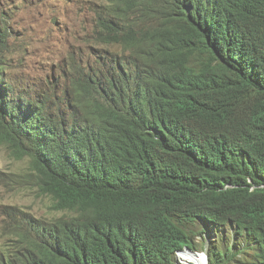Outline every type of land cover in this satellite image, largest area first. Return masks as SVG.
<instances>
[{"label":"trees","instance_id":"16d2710c","mask_svg":"<svg viewBox=\"0 0 264 264\" xmlns=\"http://www.w3.org/2000/svg\"><path fill=\"white\" fill-rule=\"evenodd\" d=\"M103 1L91 32L94 60L85 66L72 60L53 95L34 98L11 84L7 35L0 31V146L29 160L24 178L63 214L43 219L6 207L0 264H177L175 250L199 221L227 225L248 245L235 251L222 239L208 249L210 264H226L255 243L253 264H264V128L260 140H238L245 159L225 173L157 150L137 132L140 118L159 115L175 96L198 100L210 88L221 102L214 120L228 111L264 119L263 35L257 43L249 24L258 45L254 79L222 63L215 80L195 82L190 61L223 50L221 13L197 10L199 0ZM127 212L141 232L125 241L100 233Z\"/></svg>","mask_w":264,"mask_h":264},{"label":"clouds","instance_id":"9594fccd","mask_svg":"<svg viewBox=\"0 0 264 264\" xmlns=\"http://www.w3.org/2000/svg\"><path fill=\"white\" fill-rule=\"evenodd\" d=\"M105 4L106 2L102 7ZM193 7L200 11L208 10L222 14L224 47L219 57L214 53H208L203 56L197 55L190 61V67L193 70L192 80L197 82L205 77L215 80L219 73L218 68L222 63L230 66L244 77L254 79L259 75V67L253 49H258L257 43L260 34L264 37V0H199L193 4ZM249 24L255 26L257 43L253 44L250 41ZM76 60L82 66L91 61L89 56ZM238 60H242L244 63H239ZM134 83L138 84V82ZM166 83L170 90L175 89L177 85L175 81H166ZM142 85L145 83L142 82ZM216 91V88L207 89L202 99L198 100L189 96L185 98L175 96L173 103L164 107L159 115L139 119L137 123L139 136L157 150L164 147L169 150V154L178 151L187 160L202 161L213 167L219 166L224 173L227 169L239 165L245 159V147L238 140L242 138L249 141L260 140L258 135L263 132L264 119L256 117L257 121L255 122L254 117H246L242 114L232 115V112L228 111L222 113L218 120H214L215 111L221 104L215 95ZM28 94H32L34 98L38 97L33 93ZM58 94L61 95V92ZM259 127L261 129H258ZM6 207L21 209L16 206ZM6 207L0 212L5 225L7 220L3 211ZM50 208L53 215L43 219H53L63 215L52 209V203ZM64 214L67 218L75 216V213L68 211H64ZM225 227L229 229L227 231L229 236L236 240L232 237L229 226L225 225ZM220 228L225 233L223 227L212 222L204 226L200 221L190 225L187 230L189 241L183 243L174 252L177 264H180V259L186 260V254L191 257L196 254V259L205 258V264H210L209 247L217 245L218 241L224 239L220 238L221 236L217 232ZM141 231L142 226L135 215L127 212L120 215L112 225L103 228L100 233L110 241H125L132 239L135 234ZM198 238L200 242H197ZM236 241L228 243L235 244V251L248 247L247 243ZM201 247L206 252H200ZM259 251V244H252L249 249H245L244 253H237L230 257L226 264H253L257 260Z\"/></svg>","mask_w":264,"mask_h":264},{"label":"rangeland","instance_id":"374dc122","mask_svg":"<svg viewBox=\"0 0 264 264\" xmlns=\"http://www.w3.org/2000/svg\"><path fill=\"white\" fill-rule=\"evenodd\" d=\"M103 4V0H0V31L7 35L5 75L11 84L37 96L52 95L72 60L89 56L93 61L98 49L92 47V26ZM29 166L28 159L18 160L0 146V212L16 206L49 218L51 199L24 178ZM4 227L0 216V241ZM227 231L225 227V233L221 228L217 232L227 243L237 242ZM199 251L206 252L202 247ZM180 264L195 263L180 259Z\"/></svg>","mask_w":264,"mask_h":264},{"label":"bare ground","instance_id":"6f19581e","mask_svg":"<svg viewBox=\"0 0 264 264\" xmlns=\"http://www.w3.org/2000/svg\"><path fill=\"white\" fill-rule=\"evenodd\" d=\"M64 86H62L63 88ZM193 149H195L194 147H191ZM195 257V258H193ZM186 260H189L191 262H194L196 264H205V258H199V259H196V254L193 255L192 257L189 255V254H186Z\"/></svg>","mask_w":264,"mask_h":264}]
</instances>
